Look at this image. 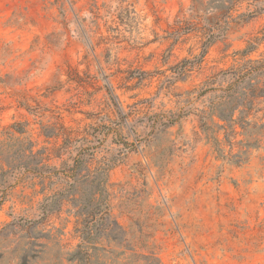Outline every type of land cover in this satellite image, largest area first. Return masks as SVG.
Listing matches in <instances>:
<instances>
[{
	"label": "rangeland",
	"instance_id": "obj_1",
	"mask_svg": "<svg viewBox=\"0 0 264 264\" xmlns=\"http://www.w3.org/2000/svg\"><path fill=\"white\" fill-rule=\"evenodd\" d=\"M2 194L0 264H264V0H0Z\"/></svg>",
	"mask_w": 264,
	"mask_h": 264
},
{
	"label": "trees",
	"instance_id": "obj_2",
	"mask_svg": "<svg viewBox=\"0 0 264 264\" xmlns=\"http://www.w3.org/2000/svg\"><path fill=\"white\" fill-rule=\"evenodd\" d=\"M183 67V65H180ZM179 66V67H180ZM184 68V67H183ZM251 72H253V70H251ZM248 73V78H250L252 75V73ZM105 85V90L107 91V94L110 96V99L112 100V102L114 101V97L112 94V91L108 85V83L105 81L104 83ZM251 83H250V87H251ZM224 90H230V92H228V95L234 96L235 95V83H229L228 86L224 89H221V91L223 92ZM255 97H258V95H256ZM114 106L119 110V107L116 103H114ZM234 110L232 107H230V113H232ZM121 119H124V116L120 117ZM169 124H172L174 121L170 120L168 121ZM104 127V126H103ZM122 145H126L127 143L122 142L120 143ZM92 147H82L81 149H79L77 151V154L74 158V165L69 168V171H71L70 176H68L67 178L71 179L72 182L66 181L67 184H69V186H72L73 182L75 181V170L77 168H79L87 159H89L92 155V153L86 152V151H91ZM111 166H113V163H105L103 164L102 167L97 168L96 170H94L93 174L90 175L89 177L91 178V180L89 181V185H90V191L91 194L94 197V201H96V204H98V208L101 205H104V208L102 210H98L99 213H95V216H101V215H106L108 212V205H107V199H108V191H107V183H108V173L109 170L111 168ZM95 195H98L97 198H95ZM4 200V194L0 195V206L3 203ZM44 206V207H43ZM48 205H42V209H41V214L42 216L39 219H34V220H26V224L29 225H35L41 222L42 219H44V217L47 214V207ZM100 212H103L100 214ZM107 216V215H106ZM97 218V217H96ZM97 219L94 220V222L89 221L88 223H86L85 225L82 226L81 229H78V232L80 233V243L77 246V249L74 251L73 253V259L77 260L79 264H87L88 263V258L90 256L89 254V250L96 248L95 243H99L101 240V233L99 232L98 229L94 228V225H96ZM111 232V231H110ZM111 233L107 234V237H110ZM153 261H155V263H153ZM143 264H159L158 259L156 258H152L151 256H148L146 258V261Z\"/></svg>",
	"mask_w": 264,
	"mask_h": 264
}]
</instances>
